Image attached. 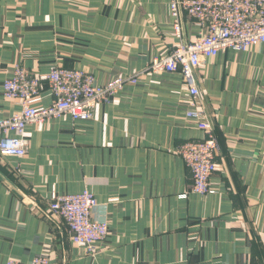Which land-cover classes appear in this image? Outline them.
<instances>
[{
  "label": "crops",
  "instance_id": "obj_1",
  "mask_svg": "<svg viewBox=\"0 0 264 264\" xmlns=\"http://www.w3.org/2000/svg\"><path fill=\"white\" fill-rule=\"evenodd\" d=\"M170 0H0V116L19 110L2 84L15 67L91 72L96 82L136 75L97 103L88 120L62 115L25 128L27 152L0 156V264H264V43L226 51L196 70L189 105L178 74L151 73L197 32ZM51 95H42L48 104ZM201 109L218 144L214 192L192 191L178 147L202 131L186 117ZM91 191L92 218L108 234L92 255L71 242L48 209L52 191Z\"/></svg>",
  "mask_w": 264,
  "mask_h": 264
},
{
  "label": "built area",
  "instance_id": "obj_2",
  "mask_svg": "<svg viewBox=\"0 0 264 264\" xmlns=\"http://www.w3.org/2000/svg\"><path fill=\"white\" fill-rule=\"evenodd\" d=\"M173 29L180 35L179 13L185 11L197 26V32L187 43L179 42L163 55L153 57L146 67L151 73L178 74L187 87L189 105L199 95L196 70L204 60L226 51H245L264 43V0H170ZM136 75L114 77L98 83L91 72L79 68L52 65L45 73H33L15 67L11 77L4 80V97L19 102L18 111L0 116V156L23 157L27 152L25 128L34 124L40 129L45 121L69 115L74 120H88L97 103H107ZM51 101L42 104L44 92ZM202 135L184 141L177 149L189 169L192 191L200 195L213 193L211 177L217 171L218 144L205 113L198 108L186 111ZM97 205L95 195L88 189L59 194L52 189L48 209L61 219L71 242L94 254L108 234L104 220L92 218ZM49 257L38 255L30 264H49ZM5 264H20L8 259Z\"/></svg>",
  "mask_w": 264,
  "mask_h": 264
}]
</instances>
